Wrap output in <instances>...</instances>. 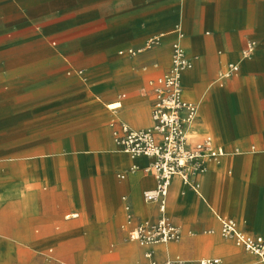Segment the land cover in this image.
Here are the masks:
<instances>
[{
	"label": "crops",
	"instance_id": "0c3cea01",
	"mask_svg": "<svg viewBox=\"0 0 264 264\" xmlns=\"http://www.w3.org/2000/svg\"><path fill=\"white\" fill-rule=\"evenodd\" d=\"M177 28L192 61L184 94L199 105L188 132L223 153L196 185L173 178L179 240L115 248L127 203L142 222L159 217L144 199L157 185L152 159L125 153L114 131L152 126L149 81L170 68ZM39 164L90 181L96 214L82 215L77 193ZM222 219L264 236V0H0V264H94L112 250L122 264H146L148 250L159 261L264 264L221 234Z\"/></svg>",
	"mask_w": 264,
	"mask_h": 264
},
{
	"label": "built area",
	"instance_id": "2783aa9c",
	"mask_svg": "<svg viewBox=\"0 0 264 264\" xmlns=\"http://www.w3.org/2000/svg\"><path fill=\"white\" fill-rule=\"evenodd\" d=\"M178 39L173 44L170 68L162 75L151 79L149 85L155 93L152 110L153 124L141 130L122 124V132L115 130L114 137L121 149L132 157L146 156L152 159L145 168L151 172L157 185L144 192V199L156 203L159 217L144 221L131 231V239L141 246H153L176 241L181 238V229L168 216V197L173 178L179 175L192 186L197 184L199 174L205 169L207 159L220 156L223 151L216 147L211 135L193 140L186 128L192 124L199 112V105L185 97L182 71L192 67L182 44L183 34L177 30ZM251 46L247 52H250ZM238 70L231 65L230 72ZM222 235L236 239V244L264 259V237L252 235L238 229L234 221L222 220ZM146 264H222L218 257L199 260L166 259L159 261L154 251L145 253Z\"/></svg>",
	"mask_w": 264,
	"mask_h": 264
},
{
	"label": "rangeland",
	"instance_id": "374dc122",
	"mask_svg": "<svg viewBox=\"0 0 264 264\" xmlns=\"http://www.w3.org/2000/svg\"><path fill=\"white\" fill-rule=\"evenodd\" d=\"M107 22L108 21L105 20V21H102L101 24L104 25ZM178 29L179 28L176 29V33H177ZM56 39L57 38L55 37V43H56ZM124 39H125V37L118 36L119 43L124 41ZM57 43H58V41H57ZM157 43H158V38L153 40V41L150 40L149 43H148L149 45L147 47H152V46H154ZM120 49H123L120 52L128 53L130 55H135L138 52H140V49H137L135 46H133V47H131L129 49H127V47H120L119 46L118 50H120ZM171 62H172V60H171ZM229 66H231V64ZM218 71H219L218 74L215 76V78H213L211 84L220 83L224 79L223 76H221V74L223 72L222 69L220 68ZM152 98L153 99L155 98V93H154L153 89H152ZM153 107H154V103H153L152 106L150 104V116H151ZM189 135H192V134L189 133ZM35 166H36L37 171H39V172H42V171L45 172L47 167L50 166V168H51L50 172H52L54 176L61 177V179L63 178L64 187L69 192H72V193L76 192L78 197L80 198L81 202L83 204H85L87 209H89V211L87 210L86 212H82L81 213L82 215H85L87 218H91L94 214H96L94 212L95 206H94L93 200H94L95 197L99 198L100 197V193L98 192V193H96V196L94 195L95 191L91 187L90 181H88V180L84 181V180L81 179L79 182H77L74 178H71V176H68L70 171H69V165H66V164H64V165H62V164H53V165H48V166L45 165V164H39V165H35ZM20 170L24 171V168L21 167ZM41 198H42V200L44 202L45 199H46L45 194H43V196H41ZM57 198H59V196H57L55 194L54 195L55 201H56ZM125 209H126V212H127V220H126V222H124V224H121L119 226V229L117 231L116 241H115V243H113L115 248H119L122 245L127 244L129 242L130 243H135L137 246H140V244L137 241L131 239V235L130 234H131V231L135 228V226H137L138 224H140L142 222V219H139V218L136 217V215L134 214L132 205L127 203L125 205ZM219 229H220V227H219ZM220 231H221V234H222V228L220 229ZM233 240L236 243L235 237L233 238ZM88 244L90 246H93V245H97L98 243H93V241H90ZM254 255L256 256L254 258H256L258 260L259 259L261 260V258L258 255H256V254H254ZM124 261H125V257L116 256L115 251L112 250V251H108L107 253L101 254L99 256V258L94 261V264H122Z\"/></svg>",
	"mask_w": 264,
	"mask_h": 264
},
{
	"label": "bare ground",
	"instance_id": "6f19581e",
	"mask_svg": "<svg viewBox=\"0 0 264 264\" xmlns=\"http://www.w3.org/2000/svg\"><path fill=\"white\" fill-rule=\"evenodd\" d=\"M177 33H178V32H177ZM181 33L183 34L182 30H181ZM183 37H184V34H183ZM187 70H188V69H184V70L182 71V81H183V75H184V73H185ZM186 130H187V132H188V128H186ZM132 158H136V157H132ZM208 159H210V158H208ZM208 159H207V160H208ZM213 159H215V160H219V159H220V156L213 157ZM134 167H135V166H134ZM134 167H133V168H134ZM121 177L124 178L125 176H124V175H121ZM222 220H223V219H222ZM230 220L234 221L235 224L238 225L237 222H236L235 220H233V219H230ZM168 243H171V242H168ZM168 243H161V244H168ZM158 245H159V244H158ZM262 261H264V259H262Z\"/></svg>",
	"mask_w": 264,
	"mask_h": 264
}]
</instances>
